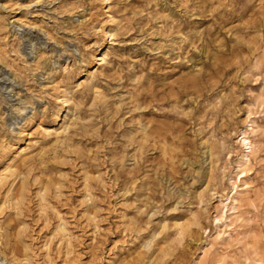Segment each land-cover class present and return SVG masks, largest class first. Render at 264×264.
Returning a JSON list of instances; mask_svg holds the SVG:
<instances>
[{
    "label": "rangeland",
    "instance_id": "1",
    "mask_svg": "<svg viewBox=\"0 0 264 264\" xmlns=\"http://www.w3.org/2000/svg\"><path fill=\"white\" fill-rule=\"evenodd\" d=\"M0 264H264V0H0Z\"/></svg>",
    "mask_w": 264,
    "mask_h": 264
},
{
    "label": "bare ground",
    "instance_id": "2",
    "mask_svg": "<svg viewBox=\"0 0 264 264\" xmlns=\"http://www.w3.org/2000/svg\"><path fill=\"white\" fill-rule=\"evenodd\" d=\"M105 1H108V0H105ZM109 35V34H108ZM98 60H101L100 58L98 59ZM251 131L253 130V129H250ZM254 131V130H253ZM246 133V132H245ZM244 132H243V136L241 137V140L240 141H242V144L244 143L245 144V148H246V150H244V152H243V154L241 155V157H240V159H239V163H238V165H237V167H238V169H240V172H244L245 170H244V166L246 165V164H248L249 162H250V156L253 154V149H252V147H253V145L251 144V140H248V138H247V136H246V134H245ZM240 176V175H239ZM244 184H246V182H243ZM242 183V184H243ZM247 185V184H246ZM243 189V188H242ZM229 203H230V207H229V209L230 210H232L230 213H229V215L230 216H234V213H235V209L237 208V205H238V203H239V199L237 198V197H235V196H232L231 198H230V200H229ZM225 207H227V205L226 204H223ZM230 216H229V218H230ZM220 219H222V214L219 216V217H216V220H220ZM217 221V222H218ZM234 222V220H232V222H230V224H232ZM229 224V225H230ZM219 235V234H218Z\"/></svg>",
    "mask_w": 264,
    "mask_h": 264
}]
</instances>
